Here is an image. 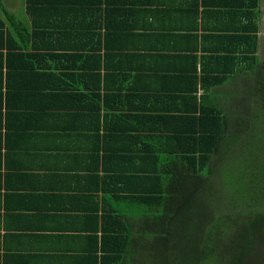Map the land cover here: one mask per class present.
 I'll return each mask as SVG.
<instances>
[{
  "label": "crops",
  "instance_id": "crops-1",
  "mask_svg": "<svg viewBox=\"0 0 264 264\" xmlns=\"http://www.w3.org/2000/svg\"><path fill=\"white\" fill-rule=\"evenodd\" d=\"M97 1L23 49V78L0 63V264H153L161 156L204 108L198 134L228 120L224 90L254 70L253 0Z\"/></svg>",
  "mask_w": 264,
  "mask_h": 264
},
{
  "label": "trees",
  "instance_id": "trees-1",
  "mask_svg": "<svg viewBox=\"0 0 264 264\" xmlns=\"http://www.w3.org/2000/svg\"><path fill=\"white\" fill-rule=\"evenodd\" d=\"M95 3L98 6L100 2L20 0L22 10L18 12L6 0H0V63H8L9 77L13 79L18 74L23 78L24 71H28L24 67L32 56L22 52L31 41L38 46L47 43L43 33L57 25L69 31L73 23L75 30L88 26L86 15ZM250 7L257 19L260 0H253ZM254 30L249 41L244 40L252 53L250 66L254 70L244 74L261 84L257 88L261 90L264 109V75L254 76L264 70V63L257 58V23ZM19 57L25 59L23 67L14 70L10 64L16 66ZM225 61L220 60L214 70L221 71ZM229 71L236 73L230 67ZM218 74V81H223L225 73ZM208 78H203L204 85L209 83ZM214 109L212 117L216 119ZM210 115V109L204 108L201 116H190L188 120L195 127L177 138L176 154L161 156L159 188L154 189L160 191V228L149 231L160 246L157 248L149 240L142 247L153 264H264V138L259 137V132H255L253 143L250 138L241 140L242 133L230 137L229 121L223 118L217 119L218 126L198 134L206 130L198 129L199 122L209 125L211 121L206 124L205 120ZM146 173L145 170V178ZM150 189L145 187V191Z\"/></svg>",
  "mask_w": 264,
  "mask_h": 264
},
{
  "label": "rangeland",
  "instance_id": "rangeland-1",
  "mask_svg": "<svg viewBox=\"0 0 264 264\" xmlns=\"http://www.w3.org/2000/svg\"><path fill=\"white\" fill-rule=\"evenodd\" d=\"M6 1L11 8L14 7V10L21 12L22 8L20 0ZM258 10L264 12L261 8ZM261 21L262 31L264 32V14ZM257 23L258 25L260 24L259 20ZM257 58L260 60V62L264 63V37L260 41L259 49L257 50ZM262 75H264V70H262L261 73H258L257 71V73L255 72L254 74V76L256 77ZM260 85L261 84H257L256 81L252 79H249V81H247V79H244L241 80V86H234L235 88H233V90H224V93L227 96L224 98V100L225 102H227V104L223 102V106L224 108L227 107L228 109H230L226 114L229 121L227 135H229L230 137H233V134L236 136L242 133L243 136L241 137L243 138L241 140L245 139L246 141L249 140L248 138H250L252 142V139L255 136V132H259V137L264 138V109H262L263 98L261 97V90L257 88V86ZM251 87L253 88L250 89ZM225 94L222 96H225ZM220 97H218L217 99H219ZM250 120L252 121L250 125V128L252 129L250 133H247L250 129H247ZM254 126H257L256 129L254 128ZM176 237L177 236H175L173 240ZM162 241L163 240H161V242Z\"/></svg>",
  "mask_w": 264,
  "mask_h": 264
}]
</instances>
